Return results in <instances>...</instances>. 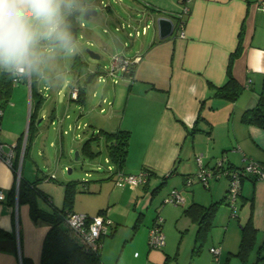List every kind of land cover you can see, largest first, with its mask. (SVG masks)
<instances>
[{"label":"crops","instance_id":"0c3cea01","mask_svg":"<svg viewBox=\"0 0 264 264\" xmlns=\"http://www.w3.org/2000/svg\"><path fill=\"white\" fill-rule=\"evenodd\" d=\"M262 2L264 0H189L185 38L180 37L174 28L171 36L160 40L157 25L154 24L152 36L142 39L131 55H123L126 58L139 57L134 64L133 76L127 77L129 88L115 87L110 113L104 117L106 121L97 122L100 130L115 132L120 129L130 133L127 159L122 170L133 174L147 169L151 174L145 185L133 189L125 183L116 185L113 181L107 191L106 205H100L97 210L72 208L74 212L90 216L103 213L112 221L111 234L101 240L102 264H264V259L257 261L258 248L264 244V179L246 177L243 180L237 199V215L233 216L226 203L227 178L218 177L209 181L206 187L191 176L197 164V155L202 156L204 167H211L218 160L233 167H242L248 160L264 164V129L244 124L240 116L257 104L260 88L264 84ZM123 11L128 14L126 26L131 27L139 37L147 35L151 29L149 23H141L139 16L148 14L154 23L156 18L165 16L175 25L179 4L178 0H130ZM77 23L80 30L84 25L79 17ZM237 49L238 56L232 59L230 65V58ZM228 66L243 87L242 93L233 102L213 97L209 88V85L220 86L226 81ZM50 83L43 84L49 90L47 98L54 97L55 100L48 118L56 126L57 151L63 154L66 151L64 135L68 132L64 134L62 131L68 130L72 123L79 124L75 123L77 119L71 122V116L65 112L69 98L64 97L65 104L57 100L56 96L61 94L60 84L54 78ZM38 84L36 87L42 94ZM2 100L5 103L2 101L4 104L0 108V139L6 146L20 144L24 117L20 115L19 120L15 119L13 123L6 114L12 106L8 103L9 96ZM5 105L7 109L3 111ZM39 113L28 149L31 162L26 166L24 159L21 160L20 175L29 183L39 177L52 179L51 175L40 172L33 157L36 148V154L45 155L37 144L45 143L47 138L40 125L46 113ZM198 116L202 118L197 123L198 130L191 134L188 130ZM57 123L61 125L57 126ZM77 134L74 136L79 138ZM49 146H55V142L50 141ZM189 176L194 177L190 184L185 180ZM16 178L12 169L0 162V189L3 191L0 228L13 236L0 239V264H23L22 259L27 260L25 264H40L42 243L50 225L33 222L28 203L9 205L8 192ZM98 184L99 191H102L105 184ZM160 184L171 185L167 196H162L160 204L155 206L156 218L162 219L165 243L159 248H151L147 241L153 219L146 222L139 218L145 215L148 203L158 195L160 188L152 191ZM36 186L49 197L40 184ZM171 190L180 193L183 200L180 204L165 202L170 198ZM42 200L38 198V205L45 210L50 209L42 205ZM193 203L205 207L219 203L205 236L200 238L196 237L197 223L184 213V209ZM249 216L257 231V239L243 263L234 253L241 240L240 226ZM167 223H174L184 234L185 245L181 243L172 249L163 231ZM197 247V253L193 252ZM212 247L219 252L217 258L210 251Z\"/></svg>","mask_w":264,"mask_h":264},{"label":"rangeland","instance_id":"374dc122","mask_svg":"<svg viewBox=\"0 0 264 264\" xmlns=\"http://www.w3.org/2000/svg\"><path fill=\"white\" fill-rule=\"evenodd\" d=\"M129 1L130 0H78L77 8H82L84 10L87 7H91L97 14L90 15L89 19L85 20L83 19V10L81 11L79 21H81L84 26L81 27L78 33L77 51L75 54L71 55H65L63 52L51 53L45 60L41 72L39 74L34 73L39 83L38 86L42 89L40 92L42 93L41 95L44 101L40 111L46 113V116L40 121V125L43 127V132H45L47 138L45 143L43 141V143L37 144V147L43 150L45 155L36 154V148L34 149L35 153L33 157L37 167L40 168V172L53 176L52 179L47 180L45 178L43 180L39 177L36 181V185L40 184L44 188H42L45 190L44 192H48L47 194L52 199L54 207L61 208L65 199V184H70L72 185L71 208L76 210H78V208H90L92 211L97 210V207L100 205H106V195L109 185L114 184L112 180L113 176L111 172L108 171V166H111L114 171L117 169L110 161L106 162L105 158L107 154L103 141L96 137L94 142L92 141L90 143L91 149L97 152L94 158H90L83 152L82 145L93 136L91 135L92 130L95 128L97 129V131H94V136L100 131L101 126L97 121H106L104 117L106 118L110 113L109 109L112 106L109 105V103L113 102L115 98L113 97L115 87L119 86L127 89L130 85L127 84V77L119 78L116 83H113L110 78L106 76L105 72L110 65L111 58L115 57V55H131L138 49L142 39H149L152 36L153 26L156 24L151 21L148 14L143 15V17L139 16L141 18V23L143 25L149 23L151 29L148 30L147 35H140L137 37L134 31H132V28L126 26L128 23V14L123 11V8ZM128 26L131 25L129 24ZM128 32H131V34L129 35ZM90 49L97 53L99 57L94 58L90 56L88 53ZM75 56H78L81 63L73 66L72 60ZM82 62L84 63L82 64ZM91 73L94 74V76L92 81L88 83L86 79ZM100 76L103 78L102 80L99 79ZM53 78L56 79V82H58L57 84H60L61 94L56 96L60 104H65L64 97L68 99V92L73 85L79 87L83 86L86 94V96H84V102L77 103L69 99L70 101L68 100V104L65 107V112L71 116L69 120L73 122L77 119L75 123L80 125V129L76 130L74 128L76 125L72 123L74 126H71L68 134L64 135L63 145L66 151L63 154L60 153L61 151H57L59 149V140L54 137L56 126L51 124L48 118L55 100L54 97L50 99L47 98V92H49V90L43 87L45 83L51 85L50 82ZM22 80L19 81L18 84L14 83L11 89L12 92L9 95L8 103L12 106H9L11 108H8L9 111H7L6 114H9V118L13 120V123H15V119L19 120L18 117H20V115L24 117V136L27 127V110L29 108L31 111L33 102L31 101L30 94L31 76L27 75L24 77V81ZM103 99L109 100V103L104 104L102 102ZM98 106L103 107V109H100ZM93 108L98 111H92L91 109ZM6 109L7 107L5 105L3 111ZM84 124H86V126L82 127ZM76 133L79 134V138L74 136ZM23 140L24 138L22 139V144ZM50 141H54L55 146H49ZM70 147H72V149L69 152ZM76 151H78L79 154L77 159L75 158ZM28 153H30V150ZM24 162L26 166L31 162L29 154L25 156ZM68 168L70 172H67ZM120 171L125 172L122 169H120ZM197 171L198 167L195 163V170L191 176H194ZM98 183L105 184L102 191H99ZM170 186L169 184H162L160 186V193L158 192L153 202L148 203V208L144 213L145 215L139 219H144L146 222L153 219L151 225L153 224L157 216L155 206L160 204L162 196H167ZM42 201V205L45 208H51L46 201ZM163 231L167 235L169 239L168 242H170L172 249L179 246L181 243L185 245L186 241L183 240L184 234L177 229L174 223H167Z\"/></svg>","mask_w":264,"mask_h":264},{"label":"trees","instance_id":"16d2710c","mask_svg":"<svg viewBox=\"0 0 264 264\" xmlns=\"http://www.w3.org/2000/svg\"><path fill=\"white\" fill-rule=\"evenodd\" d=\"M81 15V10L77 8L71 15L68 16L67 20L70 25V30L77 41L78 33H79V25L77 23L78 17ZM239 49L235 52L234 56L230 58L231 61L234 57L238 56ZM73 66L80 64V59L78 56H75L72 60ZM84 62H82L83 64ZM133 68L134 65L130 68V73L126 75V77L133 76ZM31 84H30V94L32 109L30 111L29 118V128L26 135V143L24 147L23 158L27 156L28 149L33 140L34 135V127L37 117L40 116V109L43 103V98L38 91L37 86V78L34 76V73L31 75ZM226 81L220 86H212L209 85V88L212 90L213 97H218L225 101L233 102L235 101L239 95L242 93L243 87L235 80L232 69L228 66V71L226 75ZM14 85L13 75L10 73L0 71V108L5 103L2 99H7V97L12 92V87ZM84 87H80L78 102H84ZM4 103H3V102ZM241 121L246 125H255L259 128L264 129V84H262L260 88L259 98L257 104L252 107V109L245 110L241 113ZM1 117V115H0ZM202 119L200 116L197 117V120L193 124L192 128L188 130L191 134L194 131L198 130L197 123ZM23 136V135H22ZM22 136L21 143L16 145V158L14 161V167L12 169L15 174L16 167H18V158L21 152V144H22ZM99 138L103 141L104 147L106 148V154L111 163H113L116 167V171H120L123 168L124 163L126 161V156L128 153V143L130 139V133L126 130H120L115 132L103 131L100 130L98 134L93 135L87 141H85L82 145L83 152L88 155L90 158H94L97 152H94L90 143L95 138ZM264 165V164H262ZM149 171V170H148ZM151 172L149 171V175ZM16 176V175H15ZM256 179V178H255ZM29 183L22 176L19 179L18 183V192L16 198V179H14L11 189L8 192L7 200L9 205L18 203L24 204L28 203L29 211L31 215V219L33 222L37 223V221L44 222L50 225L49 230L45 234V238L42 243V251L40 257V264H102V259L100 257L101 250V240L100 247L98 251H93L88 245H85L81 240H79L75 234H72L69 230L64 219L67 214L73 212L71 208L72 204V194H71V186L70 184H65V192H64V203L61 208H57L53 206L51 198L42 193L36 186V181ZM161 184L155 188L153 192L158 191ZM38 198L44 199L47 204L51 206L50 209L45 210L38 205ZM219 203H212L207 207L202 206L197 203H193L189 207L184 209L185 215L191 218L194 223H197L198 230L196 233V237L200 238L201 236H205L206 231L208 230L209 225L211 224V220L214 217V212ZM241 235H240V243L237 248V252L234 253L243 263H245L252 252L255 243H256V234L257 231L252 225L251 216L245 221L241 226ZM111 232L108 234L110 235ZM12 234L6 230L0 228V239L1 238H12ZM198 247L195 248V253H197ZM258 256L257 261L264 259V244H261L258 248ZM23 264L26 263L27 260L22 259Z\"/></svg>","mask_w":264,"mask_h":264},{"label":"built area","instance_id":"2783aa9c","mask_svg":"<svg viewBox=\"0 0 264 264\" xmlns=\"http://www.w3.org/2000/svg\"><path fill=\"white\" fill-rule=\"evenodd\" d=\"M189 0H178L179 4V11L176 12V22L174 25L175 30L177 31L178 35L182 38L186 37L185 33V18L189 14V8L187 6V2ZM261 8L264 9V2L261 4ZM137 34V31H136ZM110 65L106 69V76L110 78V80L113 83H116L117 79L120 77H124L130 73V68L139 61V57H133V58H126L123 55H115V57H112L110 60ZM25 77V76H24ZM24 77L19 76H13V82L15 84H18L19 81L24 79ZM99 79H103L101 76ZM79 82V81H78ZM29 87V86H28ZM80 87L73 85L72 88L68 92V98L72 101L78 102ZM102 102L109 103V100L103 99ZM110 105V103H109ZM102 109V108H100ZM1 114V111H0ZM61 124L57 123V126H60ZM73 126V125H71ZM69 126L68 130H63L62 132L66 134L69 132V129L71 128ZM86 126V124L84 125ZM73 128V127H72ZM75 128V127H74ZM77 129H80L79 125H76ZM94 131H97L96 129L92 130V134L94 135ZM1 132V127H0ZM27 135V133H26ZM25 135V138H26ZM79 136V134H77ZM24 138V136H23ZM24 141V140H23ZM26 142V141H25ZM24 147L25 143L21 145V154L18 159V167H16L15 175L16 178V188L19 183V179L21 177L20 170H21V160L24 153ZM16 145H9L6 146L2 140L0 139V162L6 164L8 168L13 169L14 167V161L16 158V151H15ZM201 155L196 156V162L198 165V171L194 175L196 179H198L204 186L207 187L209 181L218 179V177H225L228 179V192L226 196V203L228 204V207L230 209V215L236 216V212L238 210V202L237 199L239 195L241 194V184L243 180L246 177H252L256 179H264V165H262L260 162L256 160H248L246 161L242 167H233L228 166L222 163L221 160H218L215 162L213 166H206L204 167L202 165L201 161ZM106 162H109L110 160L108 157L105 158ZM108 171L111 172L113 176V181L116 183V185H120L121 183L127 184L131 189L140 187L142 185H145L147 178L149 177V171L147 169L141 170L137 173H126L123 171H114L111 166H108ZM53 178V176H50ZM194 177H187L186 183L190 184ZM170 198L166 199L165 202H170L173 204H180L183 200L179 192L176 190L170 191ZM3 194V191L0 189V198ZM161 218L157 217L153 224L149 227V233H148V241L149 246L151 248H159L161 245H163L164 242V235L161 230ZM64 222H66L69 230L72 234H75L76 237L81 240L85 245H88L93 251H98L100 245V240L102 237L107 236L110 232V226L112 224V221L109 220V218L103 214L99 213L96 216H90L88 214L83 213H77V212H70L67 214L66 218L64 219ZM210 251L213 252L215 257L217 258L219 252L215 247L210 248Z\"/></svg>","mask_w":264,"mask_h":264},{"label":"clouds","instance_id":"9594fccd","mask_svg":"<svg viewBox=\"0 0 264 264\" xmlns=\"http://www.w3.org/2000/svg\"><path fill=\"white\" fill-rule=\"evenodd\" d=\"M77 7L78 0H0V71L39 74L51 53L75 54L67 18Z\"/></svg>","mask_w":264,"mask_h":264},{"label":"water","instance_id":"95a60500","mask_svg":"<svg viewBox=\"0 0 264 264\" xmlns=\"http://www.w3.org/2000/svg\"><path fill=\"white\" fill-rule=\"evenodd\" d=\"M82 14H83V19L87 20V19H89L90 15H96L97 12L93 8L87 7L82 11ZM155 22L157 25V34H158L160 40H163V38H167V37L172 35L173 30H174V22L170 18L165 17V16L158 17V18H156ZM88 53L90 56H92L94 58L99 57V55L97 53L93 52L91 49L88 50ZM92 77H93V74L91 73L90 75H88L86 82L89 83L91 81ZM28 113H29V115H28V121L26 124L27 128L25 131V135H26L28 128H29L28 124H29V118H30V110ZM25 135H24L23 143H25V141H26ZM78 157H79V154H78V151H76L75 152V158L77 159ZM67 172H70V169H67ZM17 192H18V186L16 188V198H17Z\"/></svg>","mask_w":264,"mask_h":264}]
</instances>
